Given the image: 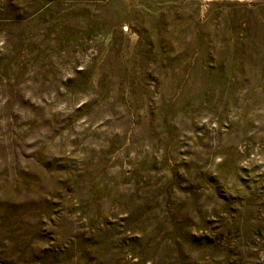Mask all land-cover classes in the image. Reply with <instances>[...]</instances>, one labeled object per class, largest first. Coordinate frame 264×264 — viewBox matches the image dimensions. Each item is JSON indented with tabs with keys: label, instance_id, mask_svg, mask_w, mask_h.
I'll return each mask as SVG.
<instances>
[{
	"label": "rangeland",
	"instance_id": "obj_1",
	"mask_svg": "<svg viewBox=\"0 0 264 264\" xmlns=\"http://www.w3.org/2000/svg\"><path fill=\"white\" fill-rule=\"evenodd\" d=\"M0 264H264V0H0Z\"/></svg>",
	"mask_w": 264,
	"mask_h": 264
}]
</instances>
